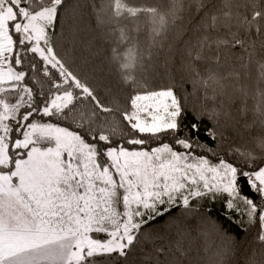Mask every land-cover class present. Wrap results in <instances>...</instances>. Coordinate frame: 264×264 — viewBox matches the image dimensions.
<instances>
[{
  "label": "snow or ice",
  "instance_id": "6c2138e0",
  "mask_svg": "<svg viewBox=\"0 0 264 264\" xmlns=\"http://www.w3.org/2000/svg\"><path fill=\"white\" fill-rule=\"evenodd\" d=\"M216 203L264 264V0H0V264H231Z\"/></svg>",
  "mask_w": 264,
  "mask_h": 264
},
{
  "label": "trees",
  "instance_id": "16d2710c",
  "mask_svg": "<svg viewBox=\"0 0 264 264\" xmlns=\"http://www.w3.org/2000/svg\"><path fill=\"white\" fill-rule=\"evenodd\" d=\"M82 2H83V0H82ZM81 38L84 41H86V42L87 41H94L95 42V48L99 52V58L100 59H104L107 56V46L104 45L99 40V38L96 35V33L90 32V31H88L85 28V30L81 33ZM112 81H113V83L116 82V77H115L114 74L112 76ZM162 83H167V81H162L161 79L156 78V79L150 81V86L153 89H157L158 90L160 88V86H161ZM188 87H189V90H191L190 89V86H188ZM249 103L251 104V102H249ZM207 206L208 207H213V209H214L213 218L214 219L220 218L221 219V222L224 223L225 227L230 229V234L231 235H234L238 241H241V243H239L237 245L235 256L231 258V264H243V260H244L243 248L248 246V244L244 242V236H245V234L242 231L236 229L234 226L228 225L226 222H224L222 220L221 206H220L219 203H216L215 205L208 204ZM162 222L163 221H161V223Z\"/></svg>",
  "mask_w": 264,
  "mask_h": 264
},
{
  "label": "water",
  "instance_id": "95a60500",
  "mask_svg": "<svg viewBox=\"0 0 264 264\" xmlns=\"http://www.w3.org/2000/svg\"><path fill=\"white\" fill-rule=\"evenodd\" d=\"M244 191L247 192V186H246V184L244 185Z\"/></svg>",
  "mask_w": 264,
  "mask_h": 264
}]
</instances>
